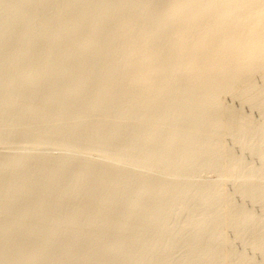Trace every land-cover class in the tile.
<instances>
[{"label": "rangeland", "instance_id": "rangeland-1", "mask_svg": "<svg viewBox=\"0 0 264 264\" xmlns=\"http://www.w3.org/2000/svg\"><path fill=\"white\" fill-rule=\"evenodd\" d=\"M121 1L0 0V264H264V67L192 93L167 0ZM127 11L159 43L154 90L129 86Z\"/></svg>", "mask_w": 264, "mask_h": 264}, {"label": "bare ground", "instance_id": "bare-ground-1", "mask_svg": "<svg viewBox=\"0 0 264 264\" xmlns=\"http://www.w3.org/2000/svg\"><path fill=\"white\" fill-rule=\"evenodd\" d=\"M125 0L121 1L124 2ZM130 0H128L129 2ZM12 2V1H11ZM127 1H125L126 3ZM131 3H133V6H137L139 4H135L132 1H130ZM136 2V1H135ZM139 2V1H138ZM168 2V3H167ZM117 3V2H116ZM130 3V4H131ZM151 3V2H150ZM160 3V2H159ZM166 3L168 4V7L165 9L164 17H167L166 19V23L165 25H170L171 27V23H173V25L175 24V26L177 25V28L171 29V33H174V40L172 43V48L173 50H171L170 52L174 51L175 52V56H177V62L179 64H176L177 66H181L179 67L182 71L184 70L183 75L185 74L187 76V80H189L190 85H192V83H195V87H189V88H193V91L195 92V90L199 87L202 89V87L204 89H202V91L205 93V89L207 87L210 88V90L213 88H215V86L219 85L220 83H224L227 84L229 81L234 82L236 79L238 81V78L242 77V73L243 70L244 72L246 71L245 69H248V71H250V75L251 73L254 74L255 71L254 70L256 67L257 69H259L261 66L264 67V0H167ZM165 3V4H166ZM23 4V3H22ZM29 4V3H28ZM67 4V3H66ZM123 4V3H122ZM166 4V5H167ZM76 5V4H75ZM106 5V4H105ZM142 5V4H141ZM147 5V4H146ZM158 5V4H157ZM17 6V5H16ZM43 6V5H42ZM46 6V5H45ZM118 7V5H116ZM115 6V7H116ZM120 6V5H119ZM131 6V5H130ZM135 6V7H136ZM154 6V5H153ZM160 6V5H159ZM6 7V6H5ZM123 7V6H122ZM134 7V8H135ZM138 7V6H137ZM140 7V5H139ZM2 8V7H1ZM57 8V7H56ZM68 8V7H67ZM125 8V7H123ZM129 8V7H128ZM145 8V7H144ZM159 9V8H158ZM121 10V9H120ZM119 10V11H120ZM126 11L127 9H122L123 11ZM153 10V9H152ZM82 11V10H81ZM93 11V10H92ZM110 11V10H109ZM116 11V10H115ZM117 9V13L119 12ZM124 11V12H125ZM149 11V8H148ZM154 11V10H153ZM62 11H60L61 13ZM71 12V11H70ZM107 12V11H106ZM133 12H135L133 10ZM137 12V11H136ZM140 12V11H139ZM143 12V11H142ZM141 12V13H142ZM156 12H158V10H156ZM69 13V12H67ZM121 13V12H120ZM127 14L125 16H123L120 23H119V30H120V34H123L122 31L124 32L125 35L122 36H126L128 34H131L130 37L127 38V36L125 38L123 37L122 41L116 45L115 47H119L118 49L120 50V45L122 48V43L123 41H125L123 44V48L124 51H128L126 52V54H129V56L127 55L129 61L128 62V66L129 68H127L128 72L132 73L130 74V80L129 83L131 85L129 86H137V88L139 87L141 88H153L152 90H154V87L157 88L158 85H160L159 83H156L155 80H157L158 77H161V74H165L166 72H164L165 66L164 68L162 67L161 64H158V62H160V60L158 59V50H157V46L158 44L156 43V40L154 41L152 38H150V34H148L147 28L146 31H144L143 28H141L139 26V30L137 25H141L142 22L143 24H145L149 19L147 15L142 13L141 16L139 15L137 18H135L132 14L131 11H127ZM160 13V12H159ZM18 14V13H17ZM81 14V13H80ZM125 14V13H124ZM123 14V15H124ZM76 15V14H75ZM101 15V14H100ZM103 15V14H102ZM115 15V14H114ZM154 15V14H153ZM7 16V15H6ZM48 16V15H47ZM132 16L134 18H132ZM13 17V16H12ZM40 17V16H39ZM73 17V16H72ZM163 17V16H162ZM50 18V17H49ZM53 18V17H51ZM94 18V17H93ZM119 19V18H118ZM60 20V18H59ZM158 20V19H157ZM161 20V19H160ZM159 20V23H160ZM165 20V19H164ZM29 21V20H28ZM36 21V20H35ZM18 22V21H17ZM33 22V21H32ZM61 22V20H60ZM82 22V21H81ZM145 22V23H144ZM165 22V21H164ZM1 23V22H0ZM53 23V22H52ZM65 23V22H64ZM71 23V22H70ZM154 23V22H153ZM163 23V21H162ZM160 23V24H162ZM170 23V24H169ZM21 24V23H20ZM37 24V23H36ZM79 24V23H78ZM19 25V24H18ZM39 25V24H38ZM44 25V24H43ZM46 25V24H45ZM87 25V24H86ZM101 25V24H100ZM93 26V25H92ZM117 26L116 25V34L120 36L119 33H117ZM142 26V25H141ZM152 26V25H151ZM163 26V25H162ZM161 26V27H162ZM52 27V26H51ZM71 27V26H69ZM74 27V26H73ZM82 27V26H81ZM95 27V26H93ZM137 27V29H136ZM159 27V26H158ZM166 27V26H165ZM169 27V26H168ZM167 27V28H168ZM169 27V28H170ZM17 28V27H16ZM38 28V27H37ZM112 28V27H111ZM166 28V30H167ZM15 29V28H14ZM48 29V28H47ZM56 29V28H55ZM78 29V28H77ZM82 29V28H81ZM97 29V28H96ZM100 29V28H99ZM152 29V27L150 28ZM149 29V30H150ZM19 30V29H18ZM114 30V29H113ZM122 30V31H121ZM154 30V28H153ZM164 30V29H163ZM36 31V30H35ZM34 31V32H35ZM51 31V30H50ZM61 31V30H60ZM82 31V30H81ZM155 31V30H154ZM33 32V31H32ZM39 32V31H38ZM70 32V31H68ZM77 32V31H76ZM136 34H135V33ZM151 32V30H150ZM158 32V31H157ZM167 32V31H166ZM169 32V33H170ZM66 33V32H65ZM88 33V32H87ZM94 33V32H93ZM110 33V32H109ZM134 33V35L132 34ZM153 33V32H152ZM14 34V33H13ZM33 34V33H32ZM53 34V33H52ZM57 34V33H56ZM101 34V33H100ZM157 34V33H156ZM161 34V33H160ZM2 35V34H1ZM29 35V34H28ZM111 35H114V33H111ZM149 35V36H148ZM163 35V34H162ZM165 35V34H164ZM3 36V35H2ZM17 36V35H16ZM121 36V37H122ZM155 36V35H154ZM159 36V35H158ZM173 36V35H171ZM49 37V36H48ZM59 37V36H58ZM70 37V36H69ZM78 37V36H77ZM92 37V36H91ZM109 37V35H108ZM153 37V36H151ZM169 37V36H168ZM19 38V37H18ZM87 38V37H86ZM115 38V37H114ZM56 39V38H55ZM70 39V38H69ZM75 39V38H74ZM15 40H17V38H15ZM24 40V39H23ZM53 40V39H52ZM84 40V39H83ZM169 40V39H168ZM100 41V40H99ZM102 41V40H101ZM171 41V42H172ZM6 42V41H5ZM61 42V41H60ZM86 42V41H85ZM163 42V41H162ZM169 42V41H168ZM9 43V42H8ZM17 43V42H16ZM57 42H55L56 44ZM98 43V42H97ZM100 43V42H99ZM5 44V43H4ZM19 44V43H18ZM36 44V43H35ZM94 44V43H93ZM112 44V43H111ZM162 44V43H161ZM164 44V43H163ZM53 45V44H52ZM98 45V44H97ZM166 45V44H165ZM58 46V44H57ZM83 46V45H82ZM163 46V45H162ZM7 47V46H6ZM13 47V46H12ZM73 47V46H72ZM92 47V45H91ZM111 47V46H110ZM165 47V46H163ZM162 47V48H163ZM36 48V47H35ZM45 48V47H44ZM167 48V47H166ZM9 49V48H8ZM117 49V50H118ZM118 51V52H122ZM4 50V49H3ZM67 50V48H66ZM88 50V49H87ZM22 51V50H21ZM20 51V52H21ZM49 51V50H48ZM59 51V50H58ZM63 51V50H62ZM80 51V50H79ZM84 51V50H83ZM94 51V50H93ZM103 51V50H102ZM123 51V52H124ZM169 51V50H168ZM16 52V51H13ZM71 52V51H70ZM111 52V51H110ZM17 53V52H16ZM57 53V52H56ZM73 53V52H72ZM105 53V52H104ZM107 53V52H106ZM160 53V52H159ZM14 54V53H13ZM22 54V53H21ZM53 54V53H51ZM71 54V53H70ZM83 54V53H82ZM86 54V52H85ZM93 54V53H92ZM115 54H119V53H115ZM162 54V52L160 53ZM164 54V53H163ZM162 54V55H163ZM173 54V52H172ZM42 55V53H41ZM64 55V54H63ZM67 55V54H66ZM75 55V54H74ZM161 55V56H162ZM166 55V54H165ZM163 55V56H165ZM169 56H171V54H168ZM174 55V54H173ZM8 56V55H7ZM105 56V55H103ZM109 56V55H108ZM107 56V57H108ZM122 56V54L120 55ZM160 56V55H159ZM162 56V57H163ZM167 56V55H166ZM165 56V57H166ZM169 56H167L166 58H169ZM15 57V56H14ZM28 57V56H27ZM55 57V56H54ZM79 57V56H78ZM96 57V56H95ZM161 57V58H162ZM11 58V57H10ZM60 58V57H59ZM88 58V57H87ZM106 58V57H105ZM48 59V58H47ZM69 59V58H68ZM74 59V58H73ZM83 59V58H82ZM163 59L165 60V58L163 57ZM162 59V60H163ZM176 59V58H175ZM64 60V59H63ZM167 60V59H166ZM32 61V60H31ZM39 61V60H38ZM55 61V60H54ZM71 61V60H70ZM69 61V62H70ZM123 61V60H122ZM121 61V62H122ZM157 61V62H156ZM20 62V61H19ZM26 62V61H25ZM36 62V61H35ZM48 62V61H47ZM51 62V61H50ZM53 62V61H52ZM79 62V61H78ZM83 62V61H82ZM98 62V61H97ZM111 62V61H110ZM109 62V63H110ZM167 62V61H166ZM169 62V61H168ZM167 62V63H168ZM16 63V62H15ZM46 63V62H45ZM64 63V62H63ZM95 63V61H94ZM105 63V61L103 62ZM125 63V61L123 62ZM164 63V62H163ZM37 64V63H36ZM84 64V63H83ZM87 64V63H86ZM91 64V63H90ZM89 64V65H90ZM158 64V65H157ZM257 64H260L258 67ZM23 65V64H22ZM77 65V64H76ZM94 65V64H93ZM99 65V64H97ZM96 65V66H97ZM105 65V64H104ZM103 65V66H104ZM160 65V66H159ZM31 66V65H30ZM61 66V65H60ZM71 66V65H70ZM79 66V65H78ZM107 66V65H106ZM114 66V65H113ZM127 66V67H128ZM173 66V65H172ZM256 66V67H255ZM33 67V66H32ZM64 67V66H63ZM73 67V66H72ZM93 67V66H92ZM108 67V66H107ZM254 67V68H253ZM9 68V66H8ZM57 68V67H56ZM71 68V67H70ZM101 68V67H100ZM125 68V66H124ZM123 68V69H124ZM167 68V67H166ZM178 68V70H180ZM262 68V67H261ZM260 68V70H262ZM11 69V68H10ZM16 69V67H15ZM62 69V68H61ZM80 69V68H79ZM94 69V67H93ZM97 69V68H96ZM111 69V68H110ZM14 70V69H13ZM39 70V69H38ZM49 70V69H48ZM78 70V69H76ZM171 70V69H170ZM254 70V71H253ZM5 71V70H4ZM24 71V70H23ZM42 71V70H40ZM52 71V70H51ZM80 71V70H79ZM97 71V70H96ZM132 71V72H131ZM175 71V70H174ZM264 71V69L262 70ZM8 72V71H7ZM121 72V71H120ZM126 73H128L125 70ZM124 72V73H125ZM170 72V71H169ZM228 72H230L232 75L234 74L235 76L229 80L230 77V73L228 74ZM239 72H242L240 75H238ZM3 73V72H2ZM5 73V72H4ZM12 73V72H11ZM16 73V72H15ZM70 73V72H69ZM77 73V72H76ZM94 73V72H93ZM228 74V77L227 74ZM246 74H248L247 72H245ZM257 73V72H256ZM255 73V74H256ZM28 74V73H27ZM55 74V73H54ZM58 74V73H57ZM60 74V73H59ZM58 74V75H59ZM177 74V73H176ZM226 74L225 78L226 80H228V82L226 81V83L224 81H221L223 78V76ZM1 75V74H0ZM26 75V74H25ZM30 75V74H29ZM32 75V74H31ZM57 75V76H58ZM126 75V74H125ZM182 75V76H183ZM245 75V74H243ZM249 75V74H248ZM2 76V75H1ZM7 76V75H6ZM56 76V75H55ZM70 76V75H69ZM77 76V74H76ZM166 76V75H165ZM164 76V77H165ZM240 76V77H237ZM253 76V75H252ZM10 77V76H7ZM16 77V76H15ZM54 77V76H53ZM59 77V76H58ZM62 77V76H61ZM85 77V76H84ZM83 77V78H84ZM124 77V76H123ZM185 76H183L184 78ZM235 77H237L236 79H234ZM244 77V76H243ZM242 77V78H243ZM247 77V75H246ZM251 77V76H250ZM13 78V77H12ZM57 78V77H56ZM100 78V77H99ZM105 78V77H104ZM162 78V77H161ZM174 78V77H173ZM222 78V79H221ZM228 78V79H227ZM249 78V77H248ZM2 79V78H1ZM23 79V78H22ZM26 79V78H25ZM44 79V78H43ZM48 79V78H47ZM50 79V78H49ZM87 79V78H86ZM101 79H103L101 77ZM115 79V78H114ZM122 79V78H121ZM159 79V78H158ZM167 80V78H165ZM245 79V77H244ZM88 80V79H87ZM163 80V79H162ZM184 80V79H183ZM225 80V79H223ZM240 80V79H239ZM246 80V79H245ZM249 80V79H248ZM251 80V79H250ZM30 81V80H29ZM28 81V82H29ZM47 81V80H46ZM75 81V80H74ZM81 81V80H80ZM121 81V80H120ZM119 81V82H120ZM128 81V80H126ZM243 81V80H242ZM2 82V81H1ZM18 82V81H17ZM94 82V81H93ZM104 82V81H103ZM115 83V80L113 81ZM122 82V81H121ZM160 82V81H159ZM165 82V81H164ZM186 82V80H185ZM239 82V81H238ZM244 82V81H243ZM247 82V81H245ZM36 83V81L34 82ZM56 83V82H54ZM70 83V82H69ZM78 83V82H77ZM81 83V82H80ZM83 83V82H82ZM91 83V82H89ZM127 83V82H126ZM162 84V81L160 82ZM166 83V82H165ZM164 83V84H165ZM174 83V82H173ZM231 83V82H230ZM229 83V84H230ZM240 83V82H239ZM238 83V84H239ZM248 83V82H247ZM250 83V82H249ZM7 84V83H6ZM17 84V83H16ZM42 84V83H41ZM53 84V83H52ZM86 84V83H84ZM106 84V83H105ZM158 84V85H157ZM186 84V83H185ZM235 84V82H234ZM261 84V83H260ZM20 85V84H19ZM23 85V84H22ZM34 85V84H33ZM48 85V84H47ZM64 85V84H63ZM94 85V84H93ZM103 85V83H102ZM111 85V84H109ZM114 85V84H113ZM126 85V84H125ZM127 85V86H128ZM170 85V84H169ZM224 88L225 85L221 84ZM1 86V85H0ZM13 86V84H12ZM38 86V85H37ZM61 86V85H60ZM70 86V85H69ZM84 86V85H83ZM98 86V85H97ZM100 86V84H99ZM166 86V85H165ZM216 86V87H217ZM233 86V84H232ZM246 86V84H245ZM252 86V84H251ZM255 86V85H254ZM15 87V86H14ZM26 87V86H25ZM35 87V86H34ZM33 87V88H34ZM41 87V86H40ZM66 87V86H65ZM81 87V86H80ZM90 87V86H89ZM94 87V86H93ZM114 87V86H113ZM161 87V85L159 86ZM172 87V86H171ZM234 87V86H233ZM232 87V88H233ZM246 87H250L249 85ZM3 88V87H2ZM48 88V86H47ZM51 88V87H50ZM60 88V87H59ZM79 88V87H78ZM101 88V87H100ZM116 88V87H115ZM134 88V87H133ZM138 88V89H139ZM164 88V87H163ZM184 88V87H183ZM196 88V89H195ZM198 88V89H199ZM228 88V87H227ZM226 88V89H227ZM7 89V88H6ZM9 89V88H8ZM46 89V88H45ZM77 89V88H76ZM93 89V88H92ZM99 89V88H98ZM117 89V88H116ZM128 89V88H127ZM131 89V88H130ZM135 89V88H134ZM146 89V90H147ZM166 89V88H165ZM200 89V90H201ZM216 89V88H215ZM253 89V88H252ZM259 89V88H258ZM10 90V89H9ZM30 90V89H29ZM43 90V89H42ZM47 90V89H46ZM57 90V89H56ZM75 90V89H74ZM89 90V89H87ZM102 90V89H101ZM113 89H111L112 91ZM142 90V89H141ZM188 90V89H187ZM209 89H207V93ZM230 90V89H229ZM236 90V89H235ZM250 90V89H249ZM20 91V90H19ZM84 91V90H83ZM91 91V90H90ZM97 91V89H96ZM103 91V90H102ZM109 91V90H108ZM114 91V90H113ZM116 91V90H115ZM123 91V90H121ZM145 91V90H144ZM151 91V89H150ZM167 91V90H166ZM201 91V93H199L200 91H196V94L199 93L201 95V97H203V92ZM216 91V90H215ZM214 91V92H215ZM224 91V90H222ZM251 91V90H250ZM7 92V91H6ZM14 92V91H13ZM35 92V91H34ZM43 92V91H41ZM51 92V91H50ZM89 92V91H88ZM99 92V91H98ZM132 92V91H131ZM142 92V91H141ZM148 92V91H147ZM153 92V91H151ZM174 92V91H173ZM189 92V90H188ZM243 92V91H242ZM19 93V92H18ZM56 93V92H55ZM60 93V92H59ZM75 93V92H74ZM95 93V92H94ZM103 93V92H102ZM115 93V92H114ZM139 93V92H138ZM144 93V92H143ZM178 93V92H177ZM213 93V92H211ZM210 93V94H211ZM216 93V92H215ZM214 93V94H215ZM218 93V92H217ZM237 93V92H236ZM253 93V92H252ZM30 94V93H29ZM109 94V93H108ZM107 94V95H108ZM125 94V93H124ZM129 94V93H128ZM132 94V93H131ZM134 94V93H133ZM132 94V95H133ZM142 94V93H141ZM140 94V95H141ZM152 94V93H150ZM164 94V93H163ZM162 94V95H163ZM195 94V95H196ZM199 94H197V96H199ZM33 95V94H32ZM48 95V94H47ZM61 95V94H60ZM110 95V94H109ZM113 95V94H112ZM112 95L110 97H112ZM130 95V94H129ZM136 95V94H135ZM156 95V94H154ZM161 95V94H160ZM173 95V94H172ZM208 95V94H207ZM224 95V94H223ZM247 95V94H246ZM7 96V95H5ZM72 96V95H70ZM81 96V95H80ZM93 96V95H92ZM103 96V95H102ZM116 97V95H114ZM113 96V97H114ZM118 96V95H117ZM121 96V95H120ZM139 96V95H138ZM144 96V95H142ZM140 96V98L142 97ZM153 96V95H152ZM158 96V95H157ZM174 96V95H173ZM188 96V95H187ZM206 96V95H204ZM210 96V95H208ZM213 97V95H211ZM210 96V97H211ZM240 96V95H239ZM244 96V95H243ZM79 97V96H78ZM77 97V98H78ZM99 97V96H98ZM123 97V96H122ZM151 97V96H150ZM165 97V96H162ZM170 97V96H169ZM196 97V96H195ZM209 97V98H210ZM246 97V96H245ZM244 97V98H245ZM42 98V97H41ZM96 98V97H95ZM101 98V96H100ZM124 98V97H123ZM126 98V97H125ZM144 98V97H142ZM176 98V97H175ZM184 98V97H183ZM208 98V97H207ZM227 98V97H226ZM243 97H241L242 99ZM14 99V98H13ZM20 99V98H19ZM79 99V98H78ZM85 99V98H84ZM90 99V98H89ZM158 99V97H157ZM163 99V98H162ZM200 99V98H199ZM206 99V98H205ZM250 99V98H249ZM263 99V98H262ZM23 100V99H22ZM38 100V99H37ZM43 100V99H42ZM50 100V99H49ZM55 100V99H54ZM59 100V99H58ZM64 100V99H63ZM62 100V102H63ZM88 100V99H87ZM95 101V99H93ZM100 100V99H99ZM115 100V98H114ZM113 100V101H114ZM135 100V99H134ZM156 100V99H155ZM174 100V99H173ZM1 101V100H0ZM28 101V100H27ZM41 101V100H40ZM76 101V100H75ZM80 101V100H79ZM92 101V100H90ZM88 101V102H90ZM101 101V100H100ZM143 101V100H142ZM153 101V100H151ZM160 101V100H159ZM162 101V100H161ZM165 101V100H164ZM167 101V100H166ZM172 101V100H171ZM245 101V100H244ZM2 102V101H1ZM7 102V101H6ZM52 102V101H50ZM65 102V101H64ZM70 102V101H69ZM72 102V101H71ZM110 102V99H109ZM119 102V101H118ZM123 103H125V101H122ZM129 102V101H128ZM135 102V101H134ZM149 102V101H147ZM156 102V101H155ZM158 102V101H157ZM179 102V101H178ZM252 102V101H251ZM15 103V102H14ZM28 103V102H27ZM102 103V102H100ZM122 103V104H123ZM133 103V102H132ZM152 103V102H150ZM165 103V102H164ZM182 103V102H181ZM239 103V102H238ZM19 104V103H18ZM72 104V103H71ZM80 104V103H79ZM94 104V103H91ZM35 105V104H34ZM59 105V104H58ZM83 105V104H82ZM86 105V104H85ZM105 105V104H104ZM125 105V104H124ZM140 105V104H139ZM143 105V104H142ZM166 105V104H165ZM19 106V105H18ZM93 106V105H92ZM96 106V105H95ZM126 106V105H125ZM132 106V105H131ZM130 106V107H131ZM211 106V105H210ZM217 106V105H216ZM224 106V105H223ZM227 106V105H226ZM29 107V106H28ZM44 107V106H43ZM113 107V106H112ZM119 107V106H118ZM134 107V106H133ZM137 107V105H136ZM140 107V106H139ZM157 107V106H156ZM257 107V106H255ZM10 108V107H9ZM51 108V106H50ZM70 108V107H68ZM78 108V107H77ZM82 108V106H81ZM127 108V107H126ZM149 108V107H148ZM152 108V107H151ZM219 108V107H218ZM8 109V108H7ZM33 109V108H32ZM36 109V108H35ZM73 109V108H72ZM71 109V110H72ZM80 109V108H79ZM100 109V108H99ZM113 109V108H112ZM116 109V108H115ZM157 109V108H156ZM221 109V108H220ZM226 109V107H225ZM260 109V108H259ZM1 110V109H0ZM16 110V109H15ZM25 110V109H24ZM57 110V109H56ZM60 110V109H59ZM69 110V109H68ZM75 110V109H74ZM88 110V108H87ZM101 110V109H100ZM117 110V109H116ZM145 109H143L144 111ZM162 110V109H161ZM261 110V109H260ZM8 111V110H7ZM20 111V110H19ZM34 111V110H33ZM39 111V110H38ZM43 111V110H42ZM46 111V110H45ZM84 111V110H83ZM127 111V110H126ZM138 111V109H137ZM197 111V110H196ZM21 112V111H20ZM29 112V111H28ZM49 112V111H48ZM66 112V110H65ZM94 112V111H93ZM111 112V111H110ZM122 112V111H121ZM154 112V111H153ZM224 112V111H223ZM5 113V112H4ZM15 113V112H14ZM18 113V112H17ZM24 113V112H23ZM79 113V112H77ZM91 113V112H90ZM89 113V114H90ZM102 113V112H101ZM117 113V112H116ZM115 113V114H116ZM124 113V111H123ZM130 113V112H129ZM21 114V113H20ZM35 114V113H34ZM86 114V113H85ZM104 114V113H103ZM133 114V113H132ZM225 114V113H224ZM222 114V115H224ZM261 114V113H260ZM5 115V114H4ZM24 115V114H22ZM53 115V114H52ZM57 115V114H56ZM61 115V114H60ZM92 115V114H91ZM112 115V114H111ZM1 116V115H0ZM9 116V115H8ZM18 116V115H17ZM55 116V115H54ZM93 116V115H92ZM117 116V115H116ZM140 116V115H139ZM28 117V116H27ZM50 117V116H49ZM53 117V116H51ZM60 117V116H59ZM133 117V115H132ZM251 117V116H250ZM44 118V117H43ZM77 118V117H76ZM81 118V117H80ZM89 118V117H88ZM140 118V117H139ZM164 118V117H163ZM247 118V117H246ZM7 119V118H6ZM31 119V118H29ZM35 119V118H34ZM68 119V118H67ZM72 119V118H71ZM75 119V118H74ZM138 119V118H137ZM147 119V118H146ZM221 119V118H220ZM231 119V118H230ZM258 119V118H257ZM2 120V119H1ZM22 120V119H21ZM33 120V119H32ZM43 120V119H42ZM50 120V119H49ZM66 120V118L64 119ZM70 120V119H68ZM67 120V121H68ZM120 120V119H119ZM126 120V119H125ZM130 120V119H129ZM3 121V120H2ZM40 121V119H39ZM57 121V120H56ZM85 121V119H84ZM114 121V120H113ZM223 121V119H222ZM258 121V120H257ZM95 122V121H94ZM111 122V121H110ZM135 122V121H134ZM220 122V121H219ZM234 122V121H233ZM2 123V122H1ZM38 123V122H37ZM226 123V122H225ZM262 123V122H261ZM49 124V123H48ZM83 124V123H82ZM95 124V123H94ZM125 124V123H123ZM144 124V123H143ZM146 124V123H145ZM148 124V123H147ZM167 124V123H166ZM170 124V123H169ZM198 124V123H197ZM230 124V123H229ZM36 125V124H35ZM42 125V124H40ZM56 125V123H55ZM113 125V124H112ZM111 125V126H112ZM130 125V124H129ZM232 125V124H231ZM13 126V124H12ZM37 126V125H36ZM80 126V125H79ZM85 126V125H84ZM100 126V125H99ZM146 126V125H145ZM159 126V125H158ZM163 126V125H162ZM227 126V125H226ZM257 126V125H256ZM41 127V126H40ZM83 127V126H82ZM155 127V126H154ZM219 127V126H218ZM235 127V126H234ZM53 128V127H52ZM59 128V127H58ZM169 128V127H168ZM204 128V127H203ZM226 128V127H225ZM230 128V127H229ZM127 129V128H126ZM246 129V128H245ZM258 129V128H257ZM9 130V129H8ZM67 130V129H66ZM93 130V129H92ZM156 130V129H155ZM28 131V130H27ZM73 131V130H72ZM91 131V130H90ZM102 131V130H101ZM157 131V130H156ZM255 131V130H254ZM88 132V131H87ZM65 133V132H64ZM96 133V132H95ZM33 134V132H32ZM115 134V133H114ZM121 134V133H120ZM128 134V133H127ZM60 135V134H59ZM256 135V134H255ZM263 135V134H262ZM167 136V135H166ZM66 137V136H65ZM83 137V136H82ZM98 137V136H97ZM135 137V136H134ZM210 137V136H209ZM13 138V137H12ZM64 138V137H63ZM144 138V137H143ZM142 138V139H143ZM37 139V138H36ZM52 139V138H51ZM196 139V138H195ZM31 140V139H30ZM25 141V140H24ZM36 141V140H35ZM109 141V140H108ZM72 142V141H71ZM119 142V141H118ZM167 142V141H166ZM236 142V141H235ZM10 143V142H9ZM50 143V142H49ZM52 143V142H51ZM96 143V141H95ZM169 143V142H168ZM234 143V142H233ZM246 143V142H245ZM42 144V143H41ZM100 144V143H99ZM103 144V143H102ZM108 144V143H107ZM120 144V143H119ZM118 144V145H119ZM145 144V143H144ZM24 145V144H23ZM109 145V144H108ZM167 145V144H166ZM136 146V145H135ZM91 147V146H90ZM172 147V146H171ZM65 148V147H64ZM123 148V147H122ZM173 148V147H172ZM256 148V147H254ZM125 149V147H124ZM128 149V148H127ZM175 149V148H174ZM26 150V149H25ZM129 150V149H128ZM46 151V150H45ZM134 151V150H133ZM165 151V150H164ZM174 151V150H173ZM215 151V150H214ZM96 152V151H95ZM202 152V151H201ZM222 152V151H221ZM243 152V151H242ZM23 153V152H22ZM26 153V152H25ZM44 153V152H43ZM160 153V152H159ZM182 153V152H181ZM80 154V153H79ZM120 155V154H119ZM164 155V154H163ZM17 156V155H16ZM90 156V155H89ZM102 157V156H101ZM185 157V156H184ZM11 158V157H10ZM163 158V157H162ZM65 159V158H64ZM159 159V158H158ZM191 159V158H190ZM106 160V159H105ZM131 160V159H130ZM135 160V159H134ZM199 160V159H198ZM42 161V160H41ZM60 161V160H59ZM151 161V160H150ZM207 161V160H206ZM12 162V161H11ZM17 162V161H16ZM34 162V161H33ZM3 163V162H2ZM28 163V162H27ZM150 163V162H149ZM210 163V162H209ZM114 164V163H113ZM228 164V163H226ZM236 164V163H235ZM9 165V164H8ZM36 165V164H35ZM150 165V164H149ZM229 165V164H228ZM117 166V165H116ZM159 166V165H158ZM227 166V165H226ZM234 166V165H233ZM19 167V166H18ZM26 168V167H25ZM136 168V167H135ZM52 169V168H51ZM187 169V168H186ZM191 169V168H190ZM28 170V169H27ZM161 170V169H160ZM29 171V170H28ZM91 171V170H90ZM139 171V170H138ZM4 172V171H3ZM34 172V171H33ZM75 172V171H74ZM227 172V171H226ZM230 172V171H229ZM7 173V172H6ZM49 173V172H48ZM171 173V172H170ZM232 173V172H231ZM256 173V172H255ZM46 174V173H45ZM151 174V173H150ZM239 174V173H238ZM262 174V173H261ZM67 175V174H66ZM80 175V174H79ZM130 175V174H129ZM165 176V175H164ZM225 176V175H224ZM231 176V175H230ZM235 176V175H234ZM126 178V177H125ZM175 178V177H173ZM177 178V177H176ZM235 178V177H234ZM243 178V177H242ZM193 179V178H192ZM196 179V178H195ZM232 179V178H231ZM230 179V180H231ZM133 180V179H132ZM179 180V179H178ZM208 180V179H207ZM256 180V179H255ZM8 181V180H7ZM131 181V180H130ZM175 181V180H174ZM186 181V180H185ZM165 182V181H164ZM162 183V182H161ZM179 183V182H178ZM186 183V182H185ZM226 183V182H225ZM259 183V182H258ZM142 184V183H141ZM159 184V183H158ZM163 184V183H162ZM224 184V183H223ZM227 186V185H226ZM131 188V187H130ZM220 188V187H219ZM223 188V186H222ZM19 189V188H18ZM157 189V188H156ZM164 189V188H162ZM5 191V190H4ZM36 191V190H35ZM6 192V191H5ZM164 192V191H163ZM223 191H221L222 193ZM168 193V192H167ZM139 194V193H138ZM32 195V194H31ZM45 195V194H44ZM170 196V194H168ZM188 195V194H187ZM1 196V195H0ZM174 196V195H173ZM257 196V195H256ZM261 197V196H260ZM257 198V197H256ZM237 199V198H236ZM243 199V198H242ZM161 200V199H160ZM172 200V199H171ZM250 200V199H249ZM220 202V201H219ZM130 203V202H129ZM154 203V202H153ZM210 203V202H209ZM215 203V202H214ZM238 203V202H237ZM263 203V202H262ZM240 204V203H239ZM103 205V204H102ZM176 205V204H175ZM224 205V204H223ZM213 206V204H212ZM231 207V206H230ZM223 209V208H222ZM248 209V208H247ZM173 211V210H172ZM196 211V210H195ZM222 212V211H221ZM227 212V211H226ZM250 212V211H249ZM171 213V212H170ZM219 213V212H218ZM236 213V211H235ZM244 214V213H243ZM242 214V215H243ZM205 215V214H204ZM160 216V215H159ZM184 216V215H183ZM190 216V215H189ZM236 216V215H235ZM261 217V216H260ZM104 219V218H103ZM159 220V219H158ZM253 220V219H252ZM259 221V220H258ZM199 222V221H198ZM251 222V221H250ZM136 223V222H135ZM224 223V222H223ZM133 224V223H132ZM226 224V223H225ZM152 225V224H151ZM158 225V224H157ZM228 225V224H227ZM249 226V225H248ZM164 227V226H163ZM223 227V226H222ZM96 228V227H95ZM104 229V228H103ZM210 229V228H209ZM247 229V228H246ZM216 230V229H215ZM228 232V231H227ZM253 232V231H252ZM210 234V233H209ZM143 235V234H142ZM149 235V234H148ZM158 236V235H157ZM122 237V236H121ZM152 238V237H151ZM207 238V237H206ZM214 239V238H213ZM169 240V239H168ZM222 240V239H220ZM226 240V239H225ZM229 241V240H228ZM136 242V240H135ZM206 242V241H205ZM223 242V241H222ZM231 242V240H230ZM229 242V243H230ZM243 242V241H242ZM260 242V241H259ZM201 243V242H200ZM155 244V243H154ZM217 244V243H216ZM220 244V243H219ZM244 244V243H243ZM259 244V243H258ZM262 244V243H261ZM179 246V245H178ZM194 246V245H193ZM144 247V246H143ZM254 247V246H253ZM135 250V249H133ZM168 250V249H167ZM229 250V249H228ZM239 251V249H238ZM216 252V251H215ZM218 253V252H216ZM258 253V252H257ZM215 254V253H214ZM228 254V253H227ZM226 256V255H225ZM151 257V256H150ZM219 258V257H218ZM247 258V257H246ZM235 259V258H234ZM189 260V258H188ZM191 260V259H190ZM200 261V260H199ZM226 262V261H225Z\"/></svg>", "mask_w": 264, "mask_h": 264}]
</instances>
